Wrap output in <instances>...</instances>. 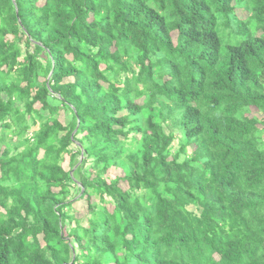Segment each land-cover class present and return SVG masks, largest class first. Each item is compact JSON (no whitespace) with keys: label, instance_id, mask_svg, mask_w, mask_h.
Masks as SVG:
<instances>
[{"label":"trees","instance_id":"16d2710c","mask_svg":"<svg viewBox=\"0 0 264 264\" xmlns=\"http://www.w3.org/2000/svg\"><path fill=\"white\" fill-rule=\"evenodd\" d=\"M0 264H264V0H0Z\"/></svg>","mask_w":264,"mask_h":264},{"label":"rangeland","instance_id":"374dc122","mask_svg":"<svg viewBox=\"0 0 264 264\" xmlns=\"http://www.w3.org/2000/svg\"><path fill=\"white\" fill-rule=\"evenodd\" d=\"M237 17L239 19L243 20V19H245L247 17V14L243 10H238L237 11ZM68 164H69V156L65 155L64 162H63L62 165H63V167L65 169H68V166H69ZM118 175H120V173L118 171L113 170L109 174H107V177H105V178H107L108 181H111V180L115 179L116 177H118ZM122 185L125 186L126 183L122 182ZM98 199H99L98 197L94 196L91 199V202L92 203H97ZM108 208L111 209L112 207L108 206ZM88 211H89V207H88V204L85 201H83V202L80 201V202L74 204L73 212H74L75 216H77L79 218H82L83 220H86L87 216H89L88 215Z\"/></svg>","mask_w":264,"mask_h":264}]
</instances>
